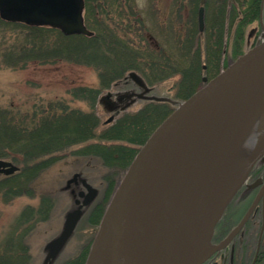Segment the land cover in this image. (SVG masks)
<instances>
[{
  "label": "trees",
  "instance_id": "obj_1",
  "mask_svg": "<svg viewBox=\"0 0 264 264\" xmlns=\"http://www.w3.org/2000/svg\"><path fill=\"white\" fill-rule=\"evenodd\" d=\"M184 1L190 8L186 32L171 36L172 44L163 47L145 36L149 33L144 20L138 16L134 0H84L83 19L92 36H66L55 28L0 19V69L19 68L32 61L46 63L64 59L93 65L100 84L97 89L79 87L71 92L73 99L87 103L89 112L61 106L51 107L36 117L27 111L0 105V159L17 167L9 175L0 173L2 197L10 200L27 193L38 173L80 144H84L80 148L84 154L90 152L107 167L125 170L149 134L172 111L166 103L146 102L135 113L124 112L112 124L99 129L95 112L98 93L123 80L129 72L139 74L148 84L178 75L183 100L201 82L202 54L211 78L242 54L245 47L253 45L245 46L253 35L248 32L245 42V28L253 21L258 22L261 0H221L217 1L216 8L213 3L207 14L208 25L202 32L197 26L199 0H173V5L181 8ZM207 5L208 1L205 10ZM234 26V42L227 50L224 48L230 43L227 34ZM92 140L97 141L90 143ZM104 140L124 144L105 145ZM118 173L116 170L113 175ZM104 178L108 186L86 214L90 215L91 238L116 185L112 175ZM40 212L42 208L37 210ZM27 220H34L30 208L22 211L18 221ZM88 249L86 245L75 258L61 264H84ZM18 260L19 257L7 262L20 264Z\"/></svg>",
  "mask_w": 264,
  "mask_h": 264
},
{
  "label": "water",
  "instance_id": "obj_2",
  "mask_svg": "<svg viewBox=\"0 0 264 264\" xmlns=\"http://www.w3.org/2000/svg\"><path fill=\"white\" fill-rule=\"evenodd\" d=\"M204 2L200 0L197 12L199 31L203 27ZM83 10L84 0H0V19L55 28L66 36L93 34L84 24ZM129 76L141 82L135 73ZM201 81L204 84L177 102L132 158L102 214L84 264H182L192 251L194 213L213 166L246 107L264 96V40L212 78L202 76ZM263 154L264 137L247 156L206 225L203 241L207 252L189 264H200L245 222L250 211L223 242L210 244L212 227ZM15 170L11 162L0 159V172L11 174ZM78 176L74 174L67 184ZM80 183L87 193L79 192L84 199L81 203L75 201L78 207L66 213L59 234L45 245L48 253L44 262L48 264L72 235L81 208L97 192L85 179L81 178Z\"/></svg>",
  "mask_w": 264,
  "mask_h": 264
},
{
  "label": "rangeland",
  "instance_id": "obj_3",
  "mask_svg": "<svg viewBox=\"0 0 264 264\" xmlns=\"http://www.w3.org/2000/svg\"><path fill=\"white\" fill-rule=\"evenodd\" d=\"M134 1L138 16L144 20L145 29L149 33L145 36L151 37L150 42L158 43L163 47L164 44H172L171 36L185 34L190 9L187 2L184 1L179 8L177 5H173V0ZM207 1L202 31L208 25V13L212 10L211 6L214 3L216 8L217 1L220 2L221 0ZM262 16L264 19V9ZM245 29V42L248 32H253L254 35L253 40V35H251V41H248L245 46L253 43L256 37L263 33L259 23L255 21L249 23ZM234 30L235 26L228 31L227 38L230 43L228 42V45L224 47L227 50L231 48V44L234 42ZM202 47L203 44H201ZM245 48L244 51L249 47ZM201 65H205L201 76L210 77L206 57L203 54ZM136 75L143 81L147 88L146 92H137L124 100L122 87L111 85L98 93L95 112L99 120V129L112 124L124 112L135 113L146 102H163L168 104L172 110L177 106V102L182 101L180 96L184 91L180 89V77L178 75L164 78L153 84L146 83L139 74L136 73ZM201 85V82L197 84L195 90ZM99 86L98 71L93 65L76 64L64 59L46 63L32 61L23 67L0 69V105L11 106L21 112L27 111L36 117L51 107L59 108L61 106L89 112L87 103L73 99L71 92L79 87L97 89ZM107 95H109L108 99H106ZM139 95L145 96L146 99ZM117 98H121L122 102L118 103L117 106L119 107L116 108L115 106L112 109ZM163 99H168L171 102ZM107 101L111 104L110 106L106 105ZM153 116L155 117V114ZM110 117H112L111 121ZM102 143L110 145L123 143V141L104 140ZM82 147L84 144L67 150L38 173L27 193L10 200L0 195V262L2 264H9L8 259L16 258L17 260L18 257L20 264H43L46 254L45 244L59 233L66 212L73 208L72 190H77V187L74 184L67 187L66 182L71 179L74 173H78L81 178L98 189L99 196L103 195L108 186L104 178L105 175H112L115 184L119 182L125 170L114 166L113 168L107 167L100 158L92 153L86 152L84 154L80 151ZM116 170H119V173L113 175ZM26 208L32 209L34 220L18 221L20 214ZM41 208L43 212L37 213V210ZM89 228L79 227L76 235L68 241L60 253L57 264L75 258L86 245H89L91 241ZM7 244H12V246L7 248L5 246Z\"/></svg>",
  "mask_w": 264,
  "mask_h": 264
},
{
  "label": "flooded vegetation",
  "instance_id": "obj_4",
  "mask_svg": "<svg viewBox=\"0 0 264 264\" xmlns=\"http://www.w3.org/2000/svg\"><path fill=\"white\" fill-rule=\"evenodd\" d=\"M262 1L263 0L260 2V10L264 9V2L261 8ZM260 18L261 22L259 20L258 23L261 28V26L264 27V19L263 16ZM253 37L254 35L252 36V40ZM261 37H264V32L261 34V36L256 37L254 42H252H257L259 39H261ZM248 41L250 42L251 40L248 39ZM141 82L130 76H127L123 80L113 83L112 86H121V90L124 91V100H126L137 92H146L145 87ZM108 96L109 95L106 96V99H108ZM141 97L146 99L145 96ZM120 102H122L121 98H117L116 102H114L112 105V109L115 106L116 108L119 107L117 105ZM106 105L110 106L111 104L107 101ZM71 184H74L77 187V190H72V209H74L79 205L78 203H75V201L78 199L79 203H81L84 199L83 197L79 196V192L84 194L87 192L80 184L79 176L75 181L70 182L66 186L70 187ZM98 196L99 191L97 189L93 200L87 206H83L81 208L82 214L75 226V229L73 230L72 235L56 255V257L50 261V264H57L60 253L68 244V241H70V239L76 235V231L79 229V227H89L90 215H86L87 210L96 202ZM248 211L250 212L245 222L230 238V240L222 247L213 249V251H211L200 264H264V154L254 162L244 182L234 192L228 203L225 205L220 217L212 227L211 235L209 237L210 244L217 246L223 242L237 227ZM92 239L93 236L91 241ZM91 241L89 243V247ZM44 250L46 252V257L48 250L45 249V246ZM44 259L43 264H48V262H44Z\"/></svg>",
  "mask_w": 264,
  "mask_h": 264
},
{
  "label": "bare ground",
  "instance_id": "obj_5",
  "mask_svg": "<svg viewBox=\"0 0 264 264\" xmlns=\"http://www.w3.org/2000/svg\"><path fill=\"white\" fill-rule=\"evenodd\" d=\"M264 137V96L253 100L243 112L241 119L213 166L209 182L194 213L192 229L193 248L182 264H189L207 252L203 234L220 199L225 195L243 168L247 156L256 143Z\"/></svg>",
  "mask_w": 264,
  "mask_h": 264
}]
</instances>
